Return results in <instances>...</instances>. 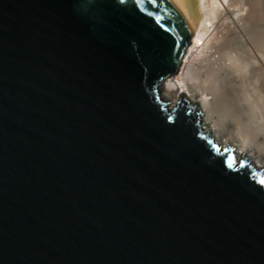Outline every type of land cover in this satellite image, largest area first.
<instances>
[{
    "label": "water",
    "instance_id": "water-1",
    "mask_svg": "<svg viewBox=\"0 0 264 264\" xmlns=\"http://www.w3.org/2000/svg\"><path fill=\"white\" fill-rule=\"evenodd\" d=\"M170 0H0V264H264V168L184 92Z\"/></svg>",
    "mask_w": 264,
    "mask_h": 264
},
{
    "label": "bare ground",
    "instance_id": "bare-ground-1",
    "mask_svg": "<svg viewBox=\"0 0 264 264\" xmlns=\"http://www.w3.org/2000/svg\"><path fill=\"white\" fill-rule=\"evenodd\" d=\"M170 1L188 23L191 36L177 75L160 85L161 97L173 104L178 93L184 92L186 98L202 111L204 130L221 146L233 147L238 155L245 154L255 167L264 168V131L253 128L255 125L247 126L248 123H243L244 118L242 120L247 106L243 89L248 85L243 83L244 63L239 57L221 56L226 46L242 47L244 54L241 50L240 55L247 57L250 71L256 74L260 86H264V0H244L242 3L239 0ZM235 4L237 9L233 11L230 6ZM198 57L206 58L209 67L203 65V69H196L194 63Z\"/></svg>",
    "mask_w": 264,
    "mask_h": 264
},
{
    "label": "rangeland",
    "instance_id": "rangeland-1",
    "mask_svg": "<svg viewBox=\"0 0 264 264\" xmlns=\"http://www.w3.org/2000/svg\"><path fill=\"white\" fill-rule=\"evenodd\" d=\"M239 1H241L240 3H242L244 0H239ZM238 4V3H237ZM237 4H235V5H233L232 7L230 6V8L233 10V11H235L234 9H237ZM224 5H226V4H224ZM239 5H241V4H238V6ZM236 7V8H235ZM232 16L234 17V15H233V13H232ZM235 17H236V15H235ZM234 17V18H235ZM241 22V21H240ZM244 26V23L242 24V27ZM240 48V49H239ZM242 47H239V46H237V45H229V46H226V47H224V49H222V57H224V58H227V57H229V56H234V57H239V61L242 63H244V82L243 83H245L244 85H246V84H248V85H246V87L247 88H245V86H243L245 89H243L244 90V96L246 97V104H247V106H245V111L243 112V114H244V117H243V115H242V120H243V118H244V120H243V123L245 124V122L246 123H248V125L247 126H253V125H255V126H253V128H258V129H261V130H263L264 131V128H262V127H264V86H260V82H259V80L257 79V76H256V74L253 72V71H250V70H252V68L250 67V63H249V61H246V60H248V59H246L247 57L245 56V55H243V57L240 55V54H242V52H243V50L241 49ZM224 50V51H223ZM241 50H242V52H241ZM243 54H244V52H243ZM225 56H227V57H225ZM200 57H203V56H200ZM200 57H198L199 59V61L198 60H195V62L196 63H194V67H196V69L198 68L199 70L200 69H203L204 67H203V65L205 66V67H209V63L207 62V60H205L206 58H200ZM246 57V58H245ZM197 59V58H196ZM246 62H244V61ZM202 61V62H201ZM197 62H198V64H197ZM201 62V64L199 65V63ZM204 62V63H203ZM206 62V63H205ZM203 63V64H202ZM248 63V64H247ZM206 64V65H205ZM201 67H203V68H201ZM249 70V71H248ZM251 72V73H250ZM246 73V74H245ZM177 75V74H176ZM175 75V76H176ZM174 76V77H175ZM246 76V77H245ZM251 76V77H250ZM254 76V77H253ZM253 77V79H251ZM246 80V81H245ZM248 80V81H247ZM253 80V81H252ZM250 81V82H249ZM256 82V83H255ZM258 82V83H257ZM253 84V85H252ZM256 84V85H255ZM258 85V86H257ZM248 89V90H247ZM252 89V90H251ZM256 90V91H255ZM255 91V92H254ZM247 93V94H246ZM249 93V94H248ZM261 94V95H260ZM247 95H248V98H247ZM259 95V96H258ZM256 96V97H255ZM250 98V99H249ZM257 98V99H256ZM251 100L253 101V100H255V101H253V102H251ZM259 100V102H256V101H258ZM250 103H252V104H250ZM254 102H256V104L254 103ZM249 103V104H248ZM251 107H250V106ZM256 107H255V106ZM258 106V107H257ZM250 107V108H249ZM251 108H253V109H251ZM257 108V109H256ZM263 108V109H262ZM261 111V112H260ZM252 113V114H251ZM260 113V114H259ZM250 114V115H249ZM255 115V116H254ZM262 115V116H261ZM246 116V117H245ZM249 117V118H248ZM261 117H262V119H261ZM249 119V120H248ZM252 119V120H251ZM257 119V120H256ZM254 120V121H253ZM251 121V122H250ZM250 123V124H249Z\"/></svg>",
    "mask_w": 264,
    "mask_h": 264
}]
</instances>
